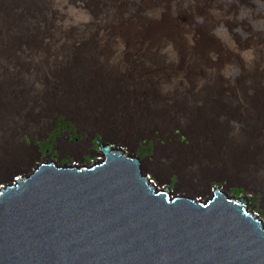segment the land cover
I'll use <instances>...</instances> for the list:
<instances>
[{"label": "rangeland", "instance_id": "374dc122", "mask_svg": "<svg viewBox=\"0 0 264 264\" xmlns=\"http://www.w3.org/2000/svg\"><path fill=\"white\" fill-rule=\"evenodd\" d=\"M81 5L87 6V10L79 9ZM94 16L100 26L89 28L88 23L93 22ZM110 16H113L112 21L108 19ZM164 22L182 28L181 40L179 43L173 42L176 43L175 47L169 41L155 42L147 31L154 30L156 23ZM127 25L142 30L144 39L123 42L116 30ZM64 33L70 36L64 38ZM16 36L20 41L12 43L10 39ZM33 36H37L39 45L44 42L49 44V47L35 50L39 56L28 50L29 39ZM86 39L99 45H95V57L71 58L64 55L66 43L75 41L78 44ZM107 41L116 45H102ZM59 43L61 45L56 47ZM121 43L126 44L123 46ZM11 46L18 48L17 56L5 50ZM80 67L89 69L87 75L76 73ZM56 78L60 81L62 92L66 90V83L72 86L99 83L103 105H77L75 103L79 102L76 99L81 98L74 97L73 108L56 113L54 117L65 118L79 131L85 129L84 125L96 123L108 131H125L136 139L142 136L150 140L154 137L160 139L161 143L155 144V162L165 164L172 160L176 161V165H186V168L197 162L201 164L199 174L205 180L211 174L222 172L224 175L228 169L235 177L232 183H223L227 187L225 192L230 196H237L238 191L242 193L245 186L239 180L246 174L238 168H249L252 174L258 175L256 165L261 161L264 166V153L256 157L251 154V144L255 138L250 143V138L247 140V133L257 125L254 124L255 116L261 107L251 102L258 94L264 95V0H0V93L18 97L21 103L19 113L11 112L7 117L8 123L0 128V148L12 144L19 146L32 128L40 127L35 122L23 125L25 127L21 129L19 119H25L24 115L37 109L32 102L35 95L41 96L42 102L44 94L54 92L48 87L53 80L57 81ZM203 81L217 86L218 101L235 104L217 108L190 100L177 106L179 104L173 101L176 97L167 95L173 90L188 97L197 92L196 85ZM173 83L177 84L174 89L170 87ZM111 85H114L112 90L109 89ZM64 96L65 93L61 100H64ZM112 101L116 104H112ZM77 114L83 115L86 120V123L82 122L84 125L76 118ZM44 117L45 112L42 119ZM191 117L195 120L191 121ZM52 120L47 123L48 126ZM218 121L228 122L224 123L228 125H221ZM213 124H217L220 130L226 128L222 137L232 139V143L219 139V143L213 146L217 152L213 147H205L208 153L202 154L199 148L207 142L206 132L214 128ZM261 127L255 140L264 150V123ZM176 132L179 134L176 135ZM181 134L186 138L181 139ZM113 141L128 150L119 141ZM231 148H234V152L229 156L227 154ZM247 148L249 151H246ZM80 151H59L58 155L62 162L68 164L73 163L75 158L84 165H92L101 159L98 152L87 154L82 149ZM178 170L179 176L173 174L165 177L163 167L160 179L164 184L171 180L172 188H176L179 194H186L181 189V183L188 182L184 174L186 169ZM222 175L220 177L225 178ZM260 175L263 189H253L247 198L249 204L254 206L252 209L260 211L264 217V173ZM200 181L194 179L188 184L192 185L190 188L199 189Z\"/></svg>", "mask_w": 264, "mask_h": 264}, {"label": "water", "instance_id": "95a60500", "mask_svg": "<svg viewBox=\"0 0 264 264\" xmlns=\"http://www.w3.org/2000/svg\"><path fill=\"white\" fill-rule=\"evenodd\" d=\"M101 159L98 172L37 170L0 196V264H264L263 224L244 202L169 205L138 166Z\"/></svg>", "mask_w": 264, "mask_h": 264}, {"label": "bare ground", "instance_id": "6f19581e", "mask_svg": "<svg viewBox=\"0 0 264 264\" xmlns=\"http://www.w3.org/2000/svg\"><path fill=\"white\" fill-rule=\"evenodd\" d=\"M82 5L80 6L79 9H81V8L86 9L87 6H82ZM74 6L76 7V5H74ZM89 8L90 7L88 6V9ZM90 10H92V9H90ZM108 19H109V21H112L113 16H110V18H108ZM97 20H98V18H97ZM107 24H108V22H107ZM88 25H90L89 28L94 27V26H100V25H98V23L95 19V16H94L93 22H91V23L89 22ZM122 27H117L119 29H117L116 32H117V35L119 37H121V40L123 42H130L131 40L133 41V40H143L144 39L143 31L136 29V27H134L133 25H130V26L127 25V26H122ZM176 27H172V25L170 23H167V22L166 23L164 22L162 24L156 23V26L153 27L154 30L149 31L150 30L149 29L147 31L149 32V35L152 36L153 40L155 39L154 40L155 42L156 41H162V40H164L166 42L169 41L170 42L169 44L171 46L175 47L176 43L181 40V39L179 40V36L182 34V30H181L182 28L180 29L179 27H177V30H176L175 29ZM83 30L84 29H82V31ZM81 33H83V32H81ZM94 33H95V30H94ZM147 35L148 34H146V36ZM18 36L12 37L10 39L11 41H13L12 43H14L16 41H20V38ZM65 36L69 37L70 35L68 33H64V38H65ZM153 36H155V37H153ZM74 37H77V36L75 35ZM67 39H69V38H67ZM148 39H149V37H148ZM149 40H151V38ZM29 41H30L29 42L30 46L28 47L29 48L28 50L36 52V53L32 52V54L37 55V56H39L40 54H37V51H35L36 49L37 50L43 49L41 47H43V46L46 47L49 45L47 42H44L43 44L39 45V41H38L37 36L31 37L29 39ZM173 42H176V43H173ZM75 43H76L75 41L66 43L65 51H64L65 56L71 57V58H73V57H75V58H85V57L92 58V57H95L97 55L95 52L97 50V48L95 47V45H98L97 43L92 42V41H88V40L87 41L82 40L81 42H78V44H75ZM105 44H106V46L116 45L115 42L113 44H111L110 41H107V43H104L102 45H105ZM125 44H122V45L124 46ZM60 45H61L60 43L56 44V47L57 46L59 47ZM147 45H148V43H147ZM15 46L17 47V45H15ZM11 47L12 48H8V49L6 48L5 50L8 52V54L12 53L15 56H17L16 54L19 53L18 48L14 47V46H11ZM3 52H5V51H3ZM193 52H195V51H193ZM177 53H178V51H177ZM190 53H192V52H190ZM33 69H34V67H33ZM87 72H89V69L87 67H80L79 70L76 71V73H78L79 75H87ZM63 77H66V75H64ZM63 77H62V79H63ZM56 79H57L58 83H57V81L55 82L53 80L52 83L48 87V88L54 90V92H52L51 94H44L43 98H42L43 99L42 102L40 101L41 96H40V98L37 95H35L34 97L32 96L33 100L32 99L31 100L34 104V107H36L37 109L35 111L28 112L30 114H28L27 116L24 115L25 119H19V121L21 122L19 125H22L21 129H23V127H25L23 125H29L31 123L34 124L35 122H37L40 127L32 128L28 132V134L22 138V142L19 146L12 144L11 146L6 145V146H3L0 148V196H8L6 190H9V189L16 190V189H18L24 185L36 182V171L37 170L53 169L55 172H98V171H102V168H103V160L102 159L97 160L92 165H84V164H80L79 160L77 158H75L73 163L68 164V163H64L61 161L60 156L58 155L59 151L60 152H70L71 150H73V152H76V151L81 152L80 149H82V151L84 153H87V154L92 153L93 154V153L98 152L100 155L102 152H113V151H115L116 157L123 158V159L127 160L130 164L138 166L140 168L142 174H143V177L141 178V182H145V180H147L148 186L153 193L158 194L164 198L169 197V205L181 203L185 206H188V207H191L194 209H208L215 202L218 195L224 194L225 202L231 206H239L241 203L244 202L246 216L252 217L258 224H263L262 234L264 235V217H261L260 213H257L253 209L250 208L249 200L247 198V195H249V193L251 191H253V189L258 190V189L262 188L260 185V177H261L260 174L262 172L264 173V166H262L263 164L261 165V161L258 162V164L256 165V169H255L256 174H258V175L252 174L249 171V168H246V167L245 168H243V167L238 168L239 171H241L243 174H246L244 177H240V180H239V182L244 183L243 185H245V186L243 188V192L240 193L238 196H235V195L230 196L227 194V192H225L227 187L223 183H224V181H227V183L230 184L234 181L235 177L230 173V171L228 169L224 171V175H222V172L218 173V175L217 174H214V175L211 174L205 180L204 176L203 175L201 176V174H199L201 164H199L197 162L195 164H191L190 166L188 165L187 168H186V165H183V164L176 165L175 164L176 161L172 162V160H170V162H169V160H168V162L166 161L165 164H162V163L159 164V162H155V160H156V153H154L155 144L157 145V144L161 143L160 139H157L154 137V139L150 140L149 137H145V136H142V137L136 139V138L132 137L129 133H125V131L123 133L120 131H116V130L108 131L104 127L97 126L96 123L92 124L90 126L84 125L82 122H85L86 120H84V117L81 114H79V115L77 114L76 118L78 119L79 122H81L85 126V129L83 131L76 130L77 127L75 125H74L75 126L74 127L71 123H70V125L63 126L60 128L57 124V121L59 120V118H58L59 116L54 117V115L56 113H59V112H65V111L67 112L68 109L70 111V107L73 108V106H74L72 98H74V97L75 98L76 97L81 98V100L76 99V101L79 102V103H75L77 105L82 103L83 105H87V106H91V107H92V105L93 106H97V105L100 106L101 104L103 105V101H102L103 99H101L102 98V93H101L102 87L99 83H96L95 85L88 83L86 85H77V86L76 85L72 86L71 84L66 83V85H65V87H66L65 91L66 92L65 91L62 92L60 90L61 86H59L60 81L58 78H56ZM190 84H192V83H190ZM175 85H177V84L173 83L170 87L172 89H174L176 87ZM62 86H63V83H62ZM113 86L112 85L109 86V89L112 90ZM167 88H169V86ZM196 88H198V89H195V90H197V92L195 91L196 92V93L194 92L195 94H190L188 97H187V95L182 96L180 94H176V91L173 92V90H171L172 91V92H170L171 94L168 93L167 95H173V97H176V98H174L173 101H175L174 104H179L177 106L183 105V103H185L186 101H190V100L193 103H199V105L201 104L202 106L203 105H205L206 107L207 106L208 107L217 106V108H218V106H221V107L223 105H228V106L232 105L233 106L235 104L233 102L224 104V103L218 101V99L220 97L218 95L219 91L216 89L217 86L209 85L205 81L198 83L196 85ZM78 90H80V91H78ZM64 93H65L64 100L63 99L61 100V97ZM4 94L5 93H0V128H2V126L6 125L8 123L7 117L9 116V114H11V112L14 111L16 113H19L18 112L19 107L21 106V103H20V100L18 99V97H16L17 98L16 99L14 97H10L9 95L5 96ZM111 103L116 104V102H114V101H112ZM251 103L257 105L258 107L259 106H261V107L258 109L259 114H257L255 116V121L252 120L255 122L254 124H257V125L253 126L255 128L254 129L252 128L253 130L251 132L247 133V140H248V138H250L249 143H250V141H253L251 139H254V138L256 139V135L258 136L260 129L263 128V127H261V125H262V123H264V109L262 108V106L264 105V95L258 94L257 98L254 99V101H252ZM44 105H45V107H44ZM249 105H251V104H249ZM250 108H251V106H250ZM224 109H226V108H224ZM231 109L234 112V109L233 108H231ZM208 111H210V110L208 109ZM4 112H6V113H4ZM44 112H45V117H44V119H42V114ZM253 114H254V112H253ZM194 117H191V121H192V119L195 120L196 117L195 118ZM241 117H243V116H241ZM22 118H23V116H22ZM200 119H201V117H200ZM206 119L207 118H205V120ZM51 120H52V122L50 123V126H48L47 123L50 122ZM65 122L67 123L66 120H65ZM223 122L228 123L225 121H223ZM217 123H222V122L218 121ZM224 123H222L221 125H228V124H224ZM8 125H10V124H8ZM213 127L214 128H212V127L210 128V126H209L210 130H208L206 132L208 135V140L206 139L207 142L205 144H202L204 146L203 147L200 146L201 148H199L201 150L202 154L208 153V151L205 150V147H213L214 145L216 146L217 143H219L218 142L219 139H221L223 142H224V139H226V138L222 137V135L223 136L225 135V134H223L224 133L223 130L226 128H223L220 130V127L217 126V124H215ZM19 129H20V126H19ZM175 134L177 135L179 133L176 132ZM179 137L181 139H185L186 135L181 134V135H179ZM114 139L116 141H119L120 143H122L125 147L128 148V150H125V148L123 146L119 147L118 144L113 141ZM255 139L251 144V147H252L251 154L253 157H254V155L256 157V155H258L259 153H264V150L262 149L261 146L258 145V143L256 142ZM226 140H229V139L227 138ZM229 141L232 143V139ZM246 143L249 144L248 141ZM240 147H242V145ZM212 149H214V147ZM214 150L216 151V149H214ZM247 150H248V148L246 149V151ZM260 151H263V152H260ZM232 152H234V148L229 149L227 155H229V153H232ZM222 153H224L223 155H226L225 152H222ZM240 153H241V151L239 152V154ZM245 156H247V154ZM171 159H173V158H171ZM173 160H175V159H173ZM218 162H220V161H218ZM162 166L164 167V171H165L164 176L165 177H171L173 174L176 176H179V172H178L179 170L178 169H181V170L183 168L186 169V170H184V171H186V173H184V174L187 177L186 180L188 179V182L185 181V182L181 183V189L183 191L187 192L186 194H179L177 192L176 188H172L171 187V180H169L166 184H164L161 181L160 177H161V169L163 168ZM226 166H227V164H226ZM229 168L231 169L232 167H229ZM220 175L224 176L226 179L220 177ZM194 179L195 180H198V179L201 180L200 185L198 186L199 189L195 188L196 189L195 190L193 188H190V186H192V185H190L188 183H189V181L194 180ZM257 181H258V184H257ZM220 183L222 185H220ZM189 192H191V193H189Z\"/></svg>", "mask_w": 264, "mask_h": 264}, {"label": "trees", "instance_id": "16d2710c", "mask_svg": "<svg viewBox=\"0 0 264 264\" xmlns=\"http://www.w3.org/2000/svg\"><path fill=\"white\" fill-rule=\"evenodd\" d=\"M57 124H58V126L61 128V127H63V126H67V125H70V122H65V118H63V117H61V118H59V120L57 121ZM241 193V191H238L237 192V196L239 195ZM250 208L252 209V208H254V206L252 205V204H250ZM255 212H257V213H260V211H255ZM262 217V216H261Z\"/></svg>", "mask_w": 264, "mask_h": 264}]
</instances>
